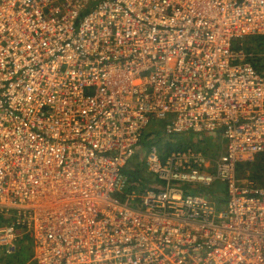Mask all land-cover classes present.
Segmentation results:
<instances>
[{
    "label": "built area",
    "instance_id": "1",
    "mask_svg": "<svg viewBox=\"0 0 264 264\" xmlns=\"http://www.w3.org/2000/svg\"><path fill=\"white\" fill-rule=\"evenodd\" d=\"M250 36H264V0H0V251L264 264V185L240 170L264 159ZM158 121L222 151L151 144L132 187L126 166Z\"/></svg>",
    "mask_w": 264,
    "mask_h": 264
},
{
    "label": "rangeland",
    "instance_id": "2",
    "mask_svg": "<svg viewBox=\"0 0 264 264\" xmlns=\"http://www.w3.org/2000/svg\"><path fill=\"white\" fill-rule=\"evenodd\" d=\"M244 43V46H248L249 51L257 52L264 55V42H253L249 41L246 43V39L241 40ZM246 43V44H245ZM257 67L261 72H264V58L258 57L256 60ZM165 123L163 121L151 122L147 131L148 134L145 138L144 148L138 153L133 159H131L127 166L126 171L131 175L132 187L136 186L139 181H143L145 176H149L147 169L145 168V160L147 158V153L150 151V146L155 145L162 147V150H169L171 148H180L187 147L191 145V142L194 144L198 143V138L196 135L190 133H184L179 135V138L173 139L172 137L167 136L163 128H165ZM204 143L207 142L210 147V153L217 156L219 145L216 142L215 137L212 134L202 133ZM220 138V137H216ZM180 139H182L180 142ZM169 148V149H168ZM221 153V151H220ZM217 154V155H216ZM245 168V169H243ZM243 169V170H242ZM244 175L252 174L261 185H264V159H259L255 163H242L240 169ZM34 247L29 240L22 244L18 251L13 255H6L3 250L0 251V264H26L27 262H33Z\"/></svg>",
    "mask_w": 264,
    "mask_h": 264
},
{
    "label": "crops",
    "instance_id": "3",
    "mask_svg": "<svg viewBox=\"0 0 264 264\" xmlns=\"http://www.w3.org/2000/svg\"><path fill=\"white\" fill-rule=\"evenodd\" d=\"M216 142L218 143V145H219V151H218V154L220 153V151H222V141L221 140H219V139H216ZM194 145V144H193ZM196 146L197 147H199V148H201V149H203V150H205L208 154L210 153V147L208 146V144H207V142L206 143H204L203 141H200V142H198V143H196ZM211 154V153H210ZM212 155V154H211ZM217 155V154H216ZM260 158H262V157H259L258 158V160L260 159ZM257 160V161H258ZM248 175H250V176H252V177H254L252 174H248ZM255 178V177H254ZM256 179V178H255ZM216 203H217V205L219 206V207H222V205L224 204V200H222L221 198L219 199V198H217L216 199Z\"/></svg>",
    "mask_w": 264,
    "mask_h": 264
},
{
    "label": "trees",
    "instance_id": "4",
    "mask_svg": "<svg viewBox=\"0 0 264 264\" xmlns=\"http://www.w3.org/2000/svg\"><path fill=\"white\" fill-rule=\"evenodd\" d=\"M244 39H246V43H248L249 41H253V42H259V44L260 43H262V42H264V36H250V37H246V38H244ZM245 43V44H246ZM246 49H248V46H244ZM169 149V148H168ZM170 149H171V147H170ZM30 243H31V241H30ZM32 244V243H31ZM26 264H35L34 263V261L33 262H30V263H26Z\"/></svg>",
    "mask_w": 264,
    "mask_h": 264
}]
</instances>
